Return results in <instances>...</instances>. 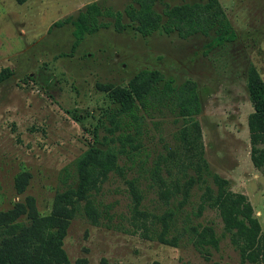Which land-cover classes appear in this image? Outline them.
I'll return each mask as SVG.
<instances>
[{
    "label": "rangeland",
    "instance_id": "obj_1",
    "mask_svg": "<svg viewBox=\"0 0 264 264\" xmlns=\"http://www.w3.org/2000/svg\"><path fill=\"white\" fill-rule=\"evenodd\" d=\"M96 1L105 10L137 6L134 0H0V72L10 68L14 73L0 84V211L33 198L41 216L51 214L56 195L76 181L72 177L65 182V170L74 175L76 160L96 140V128L104 121L111 127L106 116L115 105L97 85L127 86L140 71L157 70L165 77L161 91L170 79L177 87L195 80L202 113L179 117L175 93L152 97L142 106L138 114L144 118L143 128L136 135L141 149L121 155L123 174L111 173L93 192L96 218L86 211L87 202H81L64 249L72 264H242L219 211L207 206L200 213V205L207 187L217 191L213 176L219 175L229 182L230 192L252 204L264 236V166L257 167L252 159L249 117L254 107L248 90L251 67L264 81V0H218L236 33L235 41L221 46L211 47L215 32L181 39L160 30L144 38L130 27L123 33L110 28L90 35L73 53V26L51 27L76 18ZM207 1L159 0L155 9L163 13L167 5ZM125 22L132 26L127 18ZM193 122L201 126L210 171H203L202 181L180 208L182 197L168 203L160 197L155 168L161 160L160 175L169 186L197 176L189 165L177 167L188 154L181 129ZM104 137L111 140L114 135L99 128L103 142ZM23 173L30 178L20 193L17 178ZM134 179L143 197L141 216L135 214L128 187ZM169 211L175 216L166 238L174 246L158 239L162 227L157 218ZM205 226L214 227L220 238V248L211 250V257L197 250L190 231Z\"/></svg>",
    "mask_w": 264,
    "mask_h": 264
},
{
    "label": "trees",
    "instance_id": "obj_2",
    "mask_svg": "<svg viewBox=\"0 0 264 264\" xmlns=\"http://www.w3.org/2000/svg\"><path fill=\"white\" fill-rule=\"evenodd\" d=\"M134 1L137 6L130 5L124 12L105 10L100 2H92L86 5L76 18L69 17L56 21L52 27H63L67 24L73 26L74 51L88 35H95L102 29L112 26L111 22H104V18L114 20V28L120 33L127 29V24L124 23L127 18L136 31L144 37L151 36L160 30L166 34L177 33L183 39L198 34L209 36L211 32H215L216 38L211 47L236 40L233 26L218 0H208L205 4H184L173 7L167 5L163 14L155 9L159 0ZM164 18H166L165 22ZM13 75L10 68L3 69L0 72V84ZM164 80L165 77L160 71L143 70L137 73L127 86L97 85V88L106 93L115 105V108L106 116L111 127H106L105 121L102 122L101 126L96 128L94 144L76 160L74 175L70 169L65 170L64 181H69L72 177H75L76 181L56 195L51 214L41 216L33 198H28L27 204L16 203L12 209L0 211V264H72L64 249V240L71 221L81 212L82 201L87 202L85 209L90 217L96 218L90 199L93 192L99 190L101 183L111 173L123 174L124 170L119 165L121 155H130L141 149V144L136 138L137 134H141L144 122L143 116L140 117L138 114L140 108L145 106L152 97L175 93L179 117L192 118L199 116L203 111L198 84L195 80L188 79L177 87L174 86L173 79H170L161 91L160 85ZM248 90L254 107V113L249 117L252 159L254 164L261 168L264 166V148H260L264 145V81L254 66L248 73ZM99 128H104L114 137L111 140L104 137L106 143L103 142L99 138ZM117 133H119L118 137H116ZM180 139L188 154L177 167L183 169L189 165L188 167L196 170L197 176L189 177L184 184L177 182L174 186H169L160 175L161 160H158L155 180L160 188V197L168 203L171 199L180 196L183 198L180 208H183L189 200L195 183L202 181L203 171L210 170L204 158L200 124L193 122L186 125L181 129ZM108 142L114 145H108ZM117 144L121 145L120 148L116 146ZM213 177L217 191L211 187L206 188L202 196L200 213L207 206L217 209L225 230L232 234L233 242L240 250L242 264H264V236L261 224L254 216L252 204L244 195L230 192L229 182L226 179L219 175ZM29 178L28 173H23L17 178V188L20 193L24 192ZM128 187L135 202V214L145 215L140 210L143 197L137 181L135 179L128 181ZM174 216L175 212L169 211L157 218L162 227L158 239L163 244L175 245L166 238ZM144 228L146 237H149L150 229L146 226ZM190 231L194 246L203 255L211 257V250H219L220 238L214 227H192ZM75 264H87V261L81 260Z\"/></svg>",
    "mask_w": 264,
    "mask_h": 264
},
{
    "label": "flooded vegetation",
    "instance_id": "obj_3",
    "mask_svg": "<svg viewBox=\"0 0 264 264\" xmlns=\"http://www.w3.org/2000/svg\"><path fill=\"white\" fill-rule=\"evenodd\" d=\"M208 2V1H207ZM206 2V3H207ZM184 4H205V3H184ZM184 4H181V5H184ZM173 7V6H172ZM85 8V7H84ZM83 10V9H82ZM81 11V10H80ZM122 12V11H121ZM124 12V11H123ZM164 13V12H163ZM163 13H161V14H163ZM165 22V21H164ZM114 23H115V21L113 20V22H111V24H112V26L110 27V28H113L114 30H115V28H114ZM124 23L125 24H127L126 22H125V20H124ZM130 27H132L135 31H136V29H135V27H133V26H130V24H127V29L124 31V32H126L127 30H129V28ZM53 28V27H52ZM51 28V29H52ZM110 28H108V29H102V30H109ZM102 30L101 31H99L97 34H95V35H93V36H96V35H98L100 32H102ZM116 31V30H115ZM73 32H74V28H73ZM117 32V31H116ZM137 32V31H136ZM159 32V31H158ZM118 33H120V32H118ZM123 33V32H122ZM138 33V32H137ZM157 33V32H156ZM139 34V33H138ZM155 34V33H154ZM166 34V33H165ZM172 34H174V33H172ZM153 35V34H152ZM151 35V36H152ZM166 35H171V34H166ZM198 35H200V34H198ZM90 35H88L87 37H89ZM142 36V35H141ZM179 36V35H178ZM196 36V35H195ZM204 36V35H203ZM87 37L85 38V40L81 43V45L86 41V39H87ZM142 37H144V36H142ZM149 37V36H148ZM144 38H147V37H144ZM181 39H183V38H181ZM74 42H75V38H74ZM73 45H74V43H73ZM81 45L79 46V47H81ZM78 47V48H79ZM77 48V49H78ZM73 51V53L75 52L74 50H72Z\"/></svg>",
    "mask_w": 264,
    "mask_h": 264
}]
</instances>
